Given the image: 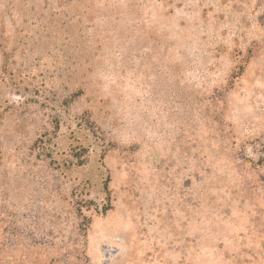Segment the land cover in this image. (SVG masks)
<instances>
[{"label":"rangeland","instance_id":"374dc122","mask_svg":"<svg viewBox=\"0 0 264 264\" xmlns=\"http://www.w3.org/2000/svg\"><path fill=\"white\" fill-rule=\"evenodd\" d=\"M0 264H264V0H0Z\"/></svg>","mask_w":264,"mask_h":264},{"label":"trees","instance_id":"16d2710c","mask_svg":"<svg viewBox=\"0 0 264 264\" xmlns=\"http://www.w3.org/2000/svg\"><path fill=\"white\" fill-rule=\"evenodd\" d=\"M77 157H79V156H77ZM105 188H106V185H105ZM107 189V188H106Z\"/></svg>","mask_w":264,"mask_h":264}]
</instances>
